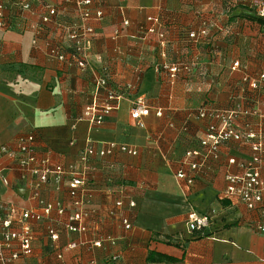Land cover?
I'll return each mask as SVG.
<instances>
[{"label": "crops", "instance_id": "obj_1", "mask_svg": "<svg viewBox=\"0 0 264 264\" xmlns=\"http://www.w3.org/2000/svg\"><path fill=\"white\" fill-rule=\"evenodd\" d=\"M65 2L30 0L31 9L22 18L7 12L13 27L0 29V203L36 212H44L40 200L55 206L49 216L30 221L34 251L17 264H264V234L250 227L259 214L221 198L226 174L244 171L251 146H223L220 160H209L191 185L177 176L180 169L188 171L186 152L202 149L208 125L216 122L199 117L202 107L257 109L258 117L237 119L242 130L246 121L255 126L262 121L264 80L256 89L243 80L244 74L264 72V25L250 19L256 15L252 0H92L89 22L95 35L90 67L84 69L48 54L52 45L67 47L58 23L71 20L75 4ZM63 4L67 17L42 21L47 5ZM36 26L41 27L38 34ZM202 30L206 33L198 39L189 37ZM237 59L240 68L235 70ZM173 63L189 69L171 77L165 66ZM104 71L120 98L105 122L93 126L83 112L94 96L95 75ZM141 96L151 113L139 125L130 109ZM30 134L39 156L76 164L88 177L89 192H81V208L88 213L85 233L67 228L77 207L66 180L58 187L43 185L36 198L35 181L23 178L6 152L17 151L19 138ZM110 142L134 147L137 154L116 151L82 159L88 145L100 150ZM193 211L214 214L200 238L188 228ZM50 229L58 239L51 238ZM101 236L109 240L94 246ZM71 242L77 247L70 248ZM150 251L178 261L149 262Z\"/></svg>", "mask_w": 264, "mask_h": 264}, {"label": "built area", "instance_id": "obj_2", "mask_svg": "<svg viewBox=\"0 0 264 264\" xmlns=\"http://www.w3.org/2000/svg\"><path fill=\"white\" fill-rule=\"evenodd\" d=\"M74 2V15L69 21L58 23L59 27L64 30L67 39V47L64 44L52 45L48 50L50 57L68 64H77L81 68H89L88 60L89 50L92 46L95 29L89 20L93 13L89 7L92 0H66L65 3ZM258 16L264 17V0H252ZM30 0H0V29H8L13 27V21L7 14L13 11L19 18H22L26 10L31 9ZM66 4L61 6L47 5V13L42 16L44 23L51 22L56 16L67 17ZM101 12L97 16H101ZM128 24L127 21H125ZM15 24V23H14ZM37 34L40 33L41 27L36 26ZM205 29V28H203ZM205 30L200 33L194 31L189 33V37L198 39L200 34H205ZM34 43L37 42L35 38ZM169 69L171 77H175L181 69H189V65L183 63H173L165 66ZM240 61L237 59L232 64V69H239ZM243 80L249 87L255 89L264 80V72L258 75L244 74ZM93 98L83 112V118L93 126H100L105 122L107 116L114 109L118 108V100L120 95L117 88L109 80L108 73L97 74L94 77ZM106 97L102 99L101 95ZM150 112V105L146 98L141 96L133 101L130 109L131 118L142 124V118ZM158 114H162L158 111ZM250 115L260 116L257 109L243 108L240 104L228 109H217L214 107H202L199 111V117H211L216 122L208 125L206 135L201 140L202 149H191L185 154L183 164L188 167V171L180 169L177 173L178 178L185 179L187 185L194 183L195 178L201 169L209 160L218 161L221 156V148L225 145L232 146L237 143H247L251 146L253 155L251 159L243 164L244 171L240 174L228 172L226 174V188L221 196L222 199H231L243 203L249 210L259 214V219L252 221L250 227L259 234H264V178L261 175V165L264 162V116L262 115L261 123L256 126L249 122H245L244 129L236 127V121L239 117H247ZM35 136L33 134L20 137L17 151H6L16 162L18 170L23 178L34 180V197H39L41 187L49 182L58 187L64 181L66 182L72 204L76 206L67 225L68 230L72 232L85 233L88 226L85 219L88 213L81 208L84 199L81 192L85 195L88 190V177L77 168L76 164L64 166L62 163L52 161L49 156H39L35 150ZM116 151L137 154V150L126 144L110 142L100 150L92 145H88L82 155V159L87 161L90 156L95 154L105 156L113 154ZM235 158H230L229 163H235ZM68 174V177H67ZM42 203L44 212H36L26 209H20L16 205L0 203V264H17L21 259L31 257L33 254L34 231L30 223L31 220H40L44 216H49L54 209V204L49 202ZM122 200H117L116 205L121 206ZM134 206V202L130 203ZM59 213L64 212L61 204L56 205ZM213 213L199 214L195 211L188 215V228L190 231L207 228L211 222ZM126 228H130L131 224L126 219L123 220ZM51 238L58 239V233L50 229ZM109 240V237L101 236L95 242L94 246L101 247L103 243ZM105 241V242H104ZM70 248L77 247V243L71 242ZM113 261L119 259L118 255L111 258Z\"/></svg>", "mask_w": 264, "mask_h": 264}, {"label": "trees", "instance_id": "obj_3", "mask_svg": "<svg viewBox=\"0 0 264 264\" xmlns=\"http://www.w3.org/2000/svg\"><path fill=\"white\" fill-rule=\"evenodd\" d=\"M250 19L257 22L260 25H264V17L258 16V14L251 16ZM204 231H205L204 229L194 230V235H197V237L200 238L206 235L205 234L206 232ZM147 259H148L147 261L149 262H176L178 261V259L170 255L160 253V252H155V251H150L148 253Z\"/></svg>", "mask_w": 264, "mask_h": 264}]
</instances>
